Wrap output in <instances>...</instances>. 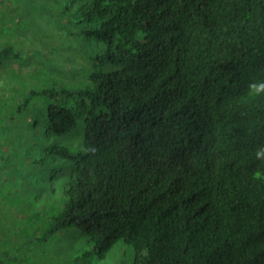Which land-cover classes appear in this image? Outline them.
Here are the masks:
<instances>
[{"label": "trees", "instance_id": "16d2710c", "mask_svg": "<svg viewBox=\"0 0 264 264\" xmlns=\"http://www.w3.org/2000/svg\"><path fill=\"white\" fill-rule=\"evenodd\" d=\"M66 12L105 68L30 91L66 96L48 137L83 121L82 148L46 151L71 164L37 238L75 225L100 252L132 245L131 264H264V0H72Z\"/></svg>", "mask_w": 264, "mask_h": 264}, {"label": "rangeland", "instance_id": "374dc122", "mask_svg": "<svg viewBox=\"0 0 264 264\" xmlns=\"http://www.w3.org/2000/svg\"><path fill=\"white\" fill-rule=\"evenodd\" d=\"M66 4L72 0H0V50L14 47L13 54L0 57V264H131L135 259L133 246L123 240L100 252L75 225L37 238L64 202L66 173L58 172L68 173L71 164L61 155L47 158L46 151L82 148L83 121L62 136L48 137L49 106L63 104L66 96L55 101L30 91L72 89L86 83L92 70L105 68L90 59L101 53L100 41L83 33L71 12L63 13Z\"/></svg>", "mask_w": 264, "mask_h": 264}, {"label": "clouds", "instance_id": "9594fccd", "mask_svg": "<svg viewBox=\"0 0 264 264\" xmlns=\"http://www.w3.org/2000/svg\"><path fill=\"white\" fill-rule=\"evenodd\" d=\"M257 155H258V156H260V155H264V152L257 153Z\"/></svg>", "mask_w": 264, "mask_h": 264}]
</instances>
